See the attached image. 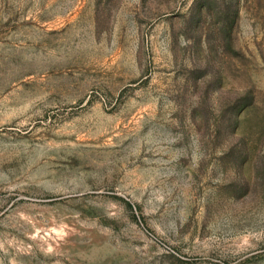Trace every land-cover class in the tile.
Returning <instances> with one entry per match:
<instances>
[{
    "label": "rangeland",
    "instance_id": "rangeland-1",
    "mask_svg": "<svg viewBox=\"0 0 264 264\" xmlns=\"http://www.w3.org/2000/svg\"><path fill=\"white\" fill-rule=\"evenodd\" d=\"M0 264H264V0H0Z\"/></svg>",
    "mask_w": 264,
    "mask_h": 264
}]
</instances>
